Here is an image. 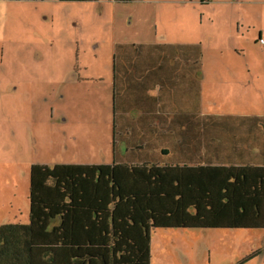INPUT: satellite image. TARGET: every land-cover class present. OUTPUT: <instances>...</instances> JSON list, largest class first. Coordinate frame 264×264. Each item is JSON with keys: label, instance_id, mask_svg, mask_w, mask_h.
Returning <instances> with one entry per match:
<instances>
[{"label": "rangeland", "instance_id": "obj_1", "mask_svg": "<svg viewBox=\"0 0 264 264\" xmlns=\"http://www.w3.org/2000/svg\"><path fill=\"white\" fill-rule=\"evenodd\" d=\"M205 1L0 0V225L29 222L32 164L110 153L119 44L196 45L202 112L264 116V0ZM263 128L218 130L213 147L246 140L262 161ZM263 243L264 229L157 228L151 264H238Z\"/></svg>", "mask_w": 264, "mask_h": 264}, {"label": "trees", "instance_id": "obj_2", "mask_svg": "<svg viewBox=\"0 0 264 264\" xmlns=\"http://www.w3.org/2000/svg\"><path fill=\"white\" fill-rule=\"evenodd\" d=\"M201 55L196 45L117 46L112 163L32 164L29 222L0 225V264H151L157 228L264 229V158L246 140L213 147L218 130L251 133L264 117L202 114L198 81L197 107L182 106L173 118L167 108H159L162 116L139 107L140 100L121 106V79L137 82L140 94V80L152 75L143 71L180 70L183 80L199 71Z\"/></svg>", "mask_w": 264, "mask_h": 264}, {"label": "crops", "instance_id": "obj_3", "mask_svg": "<svg viewBox=\"0 0 264 264\" xmlns=\"http://www.w3.org/2000/svg\"><path fill=\"white\" fill-rule=\"evenodd\" d=\"M211 0H209L210 2ZM207 2V1H206ZM205 2V3H206ZM156 44H163V43H156ZM168 44V43H165ZM230 54L233 56L240 54V51L242 49L239 48H229L228 49ZM222 54V53H221ZM201 70V69H199ZM184 71V70H183ZM251 71V70H250ZM149 72H152V75H147L146 78H142L140 80L141 86L140 90L141 93L138 94L137 92V86L138 83L135 82L128 77H125L124 79L120 80V85H123V93L124 97L121 102L122 107H131V102L135 100H140L139 107L144 108H152L153 113H157L158 115L161 114L162 116L165 115L164 111H159V108H167L169 109L170 116L173 118L175 116V113L179 114V109L183 107L188 108H194L197 107V96H196V89L195 86L197 81L200 84V111L202 114L207 115H216V116H223V115H234V116H262L261 114H228V113H205L202 112L203 107L205 106L204 103L207 101V86L204 87L202 84V80L198 77V71H194L191 73L190 71L186 74V78L182 80V76L180 75V70H172V69H152L151 71L147 69V71H143L142 73L148 74ZM232 72L235 74V70H232ZM217 83L221 86V89L225 91V82L221 80L222 77H224L222 71L215 72L214 75ZM113 87H114V72H113ZM114 91V90H113ZM183 95V96H182ZM211 101H214L218 103L216 99H212ZM114 103V102H113ZM135 106V105H133ZM137 107V106H136ZM129 112H124L123 115H128ZM145 114V113H143ZM114 117V112H113ZM159 119L155 120V123H158ZM109 126L111 129V126H113V119L110 120ZM112 138L110 140V145L112 146ZM108 156L101 161H98L93 158L84 157L82 160H62L57 163H72V164H110L113 161V151L112 147L109 149ZM119 153L122 157H125L126 154V144L122 143L120 144V150ZM49 162H44V164H48ZM259 247V248H258ZM256 249L260 250L261 252L259 255L255 256L254 258L244 262L243 264H264V243L262 246H258ZM256 250H252L250 253L254 252ZM248 255V254H247ZM256 258V259H255ZM242 259V258H241Z\"/></svg>", "mask_w": 264, "mask_h": 264}, {"label": "built area", "instance_id": "obj_4", "mask_svg": "<svg viewBox=\"0 0 264 264\" xmlns=\"http://www.w3.org/2000/svg\"><path fill=\"white\" fill-rule=\"evenodd\" d=\"M262 41H264V40H262Z\"/></svg>", "mask_w": 264, "mask_h": 264}]
</instances>
